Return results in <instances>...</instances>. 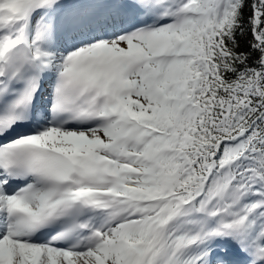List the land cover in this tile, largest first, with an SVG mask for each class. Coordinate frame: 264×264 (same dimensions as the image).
<instances>
[{"label": "snow or ice", "instance_id": "6c2138e0", "mask_svg": "<svg viewBox=\"0 0 264 264\" xmlns=\"http://www.w3.org/2000/svg\"><path fill=\"white\" fill-rule=\"evenodd\" d=\"M0 264H264V0H0Z\"/></svg>", "mask_w": 264, "mask_h": 264}]
</instances>
